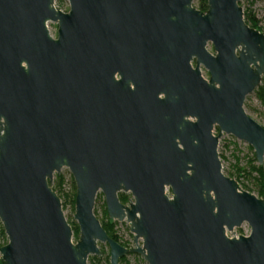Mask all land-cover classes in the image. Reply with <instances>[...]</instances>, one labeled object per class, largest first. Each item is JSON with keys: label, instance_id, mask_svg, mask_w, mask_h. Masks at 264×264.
<instances>
[{"label": "water", "instance_id": "obj_1", "mask_svg": "<svg viewBox=\"0 0 264 264\" xmlns=\"http://www.w3.org/2000/svg\"><path fill=\"white\" fill-rule=\"evenodd\" d=\"M67 1L0 0V263L89 264L101 242L110 264H264V198L218 152L225 133L263 164L264 124L244 101L264 32L240 0ZM63 167L77 240L51 184ZM99 191L134 246L102 227Z\"/></svg>", "mask_w": 264, "mask_h": 264}, {"label": "rangeland", "instance_id": "obj_2", "mask_svg": "<svg viewBox=\"0 0 264 264\" xmlns=\"http://www.w3.org/2000/svg\"><path fill=\"white\" fill-rule=\"evenodd\" d=\"M55 4L68 9L67 0H55ZM192 4L197 5V0H193ZM239 4L242 8L250 6L251 10L254 12L256 18L259 19V27L261 32H264V0H240ZM244 105L246 106V113H253L263 124H264V107L258 99L255 92L248 94L245 98ZM218 152L222 164V168L227 171L233 177H237V180L246 186L251 192L256 196L258 195L257 189L258 186L255 181L252 180V176H255V173H252L250 178L244 177L249 176L250 170V160L254 157V151L250 145L247 143L237 140L231 135L223 133L219 138L218 142ZM253 165H258L255 160ZM264 165V161L263 164ZM238 174H242L238 176ZM55 175H59L62 178V191L60 196L62 197V204L64 207L65 215L70 223V226L74 233V227L77 226V222L74 220V204L70 201V190L72 188L71 181H73L70 171L63 167L59 174L54 173L52 179V186L55 180ZM100 222H108L112 225L114 234L118 237L119 242L122 245L134 246L132 240V233L129 229V223L125 220L117 221L109 219L106 213V205L104 201L103 194L99 191L95 198V203L93 206ZM0 227L2 224L0 222ZM250 230L247 223H243L240 227H235L232 232H227L230 235L233 232H246ZM77 240L78 233L74 234ZM1 242H7V237L4 234L3 238H0ZM103 254L101 256L89 255L88 263L89 264H110L109 262V247L105 243L98 242ZM121 264H148L141 255L130 253L125 255V261Z\"/></svg>", "mask_w": 264, "mask_h": 264}, {"label": "trees", "instance_id": "obj_3", "mask_svg": "<svg viewBox=\"0 0 264 264\" xmlns=\"http://www.w3.org/2000/svg\"><path fill=\"white\" fill-rule=\"evenodd\" d=\"M199 10L201 11H205L207 9V1L206 0H197V7ZM243 17L245 22L255 28L258 29L259 31H261L260 27H259V19L256 18L254 12L251 10L250 6H247L246 8H243ZM254 92L256 93L258 99L260 100L261 104L264 107V76L262 77L261 83L260 85L254 90ZM218 130V128H216ZM251 164H250V170H249V176H245L244 177H248L250 178L252 173H255V176H252V180L255 181V183L258 186L257 192H258V197L264 198V165H253L255 162V158L252 157L250 160ZM242 174H238V176H240ZM234 175H229V177H233ZM237 181V177L234 178ZM251 179V178H250ZM62 178L59 175H55V180L53 183V190H55V192L57 193V195L60 198V193L62 191L61 185H62ZM238 182V181H237ZM241 188H243L244 190L249 191V189L246 188V186L238 183ZM71 190H70V201L72 204H74V197H75V184L74 181H71ZM250 192V191H249ZM119 198L121 200V202L125 203V198L123 196L119 195ZM102 227L104 228V230L107 232V234L112 237L114 240H116L117 242H119L118 237L114 234L113 232V228L112 225L108 222H102L101 223ZM78 233V227H74V234ZM4 237V230L2 227H0V238ZM6 242L2 243L0 240V247L5 244ZM122 245V244H121ZM125 261V256H122L119 258L118 260V264H121L122 262ZM1 264V263H0Z\"/></svg>", "mask_w": 264, "mask_h": 264}, {"label": "flooded vegetation", "instance_id": "obj_4", "mask_svg": "<svg viewBox=\"0 0 264 264\" xmlns=\"http://www.w3.org/2000/svg\"><path fill=\"white\" fill-rule=\"evenodd\" d=\"M118 78V77H117ZM217 127H215V129H216ZM118 198H119V195H118ZM119 200H120V198H119ZM120 202H121V200H120ZM121 203H123V202H121ZM124 204V203H123Z\"/></svg>", "mask_w": 264, "mask_h": 264}]
</instances>
